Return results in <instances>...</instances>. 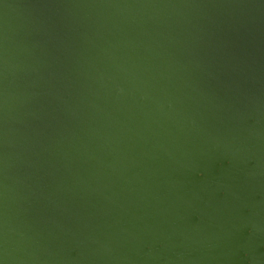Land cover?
<instances>
[{
    "label": "water",
    "instance_id": "95a60500",
    "mask_svg": "<svg viewBox=\"0 0 264 264\" xmlns=\"http://www.w3.org/2000/svg\"><path fill=\"white\" fill-rule=\"evenodd\" d=\"M0 264H264V0H0Z\"/></svg>",
    "mask_w": 264,
    "mask_h": 264
}]
</instances>
